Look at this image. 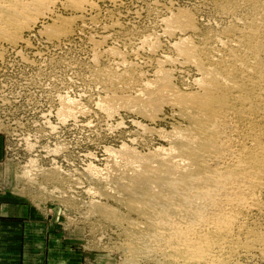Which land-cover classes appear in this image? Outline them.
<instances>
[{"label": "rangeland", "instance_id": "374dc122", "mask_svg": "<svg viewBox=\"0 0 264 264\" xmlns=\"http://www.w3.org/2000/svg\"><path fill=\"white\" fill-rule=\"evenodd\" d=\"M89 2L73 10L59 0L22 41L0 40V187L42 220L57 263L187 264L147 238L148 222L122 203L116 182L126 153L169 148L168 134L188 120L175 105L147 115L111 99L146 97L163 76L181 93H201L204 72L180 53L183 42L203 66L264 93V0ZM181 13L192 29L174 25ZM54 19L69 22V35H52ZM253 114L264 132V110ZM263 211L245 217L238 246L216 264H264Z\"/></svg>", "mask_w": 264, "mask_h": 264}, {"label": "bare ground", "instance_id": "6f19581e", "mask_svg": "<svg viewBox=\"0 0 264 264\" xmlns=\"http://www.w3.org/2000/svg\"><path fill=\"white\" fill-rule=\"evenodd\" d=\"M56 2L59 0H0V40L12 45L22 41L23 31L32 27L35 16L50 13ZM64 2L73 10L93 7L89 0ZM188 13H181L173 22L177 28L194 27ZM54 20L49 26L52 35H69V22L57 24ZM180 45V53L204 72L201 93H181L163 76L157 86L146 91L147 98L144 94L135 99H111L114 105L110 107L126 104L147 115L156 113L163 104L175 105L188 120L187 126L168 134L169 148L160 147L147 155L126 153L127 172L132 176L121 174L116 190L122 203L148 222L147 238L165 253L181 257L187 264H216L219 255L238 246L245 217L264 210L259 198L264 192V132L253 114L256 108L264 110V93H254L245 83L229 77L231 73L225 76L203 66L190 45ZM257 71L264 72V65L259 64ZM71 101L65 115L73 113ZM101 211L119 218L108 210ZM136 235L137 240L145 238V234ZM263 237L256 234L258 239Z\"/></svg>", "mask_w": 264, "mask_h": 264}, {"label": "crops", "instance_id": "0c3cea01", "mask_svg": "<svg viewBox=\"0 0 264 264\" xmlns=\"http://www.w3.org/2000/svg\"><path fill=\"white\" fill-rule=\"evenodd\" d=\"M5 198L0 187V264H69L55 261L57 247L47 243L51 236L29 205Z\"/></svg>", "mask_w": 264, "mask_h": 264}]
</instances>
